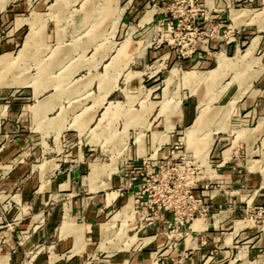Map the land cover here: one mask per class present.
Returning a JSON list of instances; mask_svg holds the SVG:
<instances>
[{
    "label": "crops",
    "instance_id": "0c3cea01",
    "mask_svg": "<svg viewBox=\"0 0 264 264\" xmlns=\"http://www.w3.org/2000/svg\"><path fill=\"white\" fill-rule=\"evenodd\" d=\"M54 1L0 0V27L7 36L0 42V56L11 57L18 45L17 32L30 29L27 19L31 10L38 12L43 4L49 9ZM173 1L120 0L115 32H123L120 46L125 45L121 53L125 49L129 55L141 53L145 59L149 54L155 61L172 62L173 52L151 46L149 27L152 22L154 25L163 22V15L171 9ZM197 2L205 15L200 24L211 34L197 44L191 56L175 61L174 65L179 62L196 70L192 68L216 62L218 52L235 56L243 44L248 47L254 38H257L254 56L264 50V0ZM186 4L190 5L189 0ZM235 10H247L250 15L262 11L263 21H251L249 16L236 23L232 18ZM226 29L232 33L229 41L218 35ZM143 40L149 43L141 52ZM32 88L2 97L7 105L0 116V229L9 235L0 247V255L6 257L7 264H93L95 255L105 251H112L104 255L106 264H144L151 256H155V264H264V243H261L264 233L248 217L252 205L264 203L263 70L237 103L240 116L237 119L244 125L243 139L237 140L236 129L227 137L214 134L212 156L220 142L226 145L213 161L216 176L213 182L217 185L208 189L204 185L195 187L209 205L208 212L189 218L180 232L172 235L163 230L169 218L164 213L158 221L142 225L132 234L126 232L135 240L120 243L119 247L103 240L102 224L131 200L136 189L125 184L124 178L132 165L128 163L131 157L126 162L117 158L116 170L108 174L102 167L92 170V164L104 166L111 160L97 161L91 148L78 146L60 152L57 146L66 141L61 136L66 126L64 113L60 107L43 108L47 99L59 103L58 98L53 92L43 97V90L36 96L41 87L36 84ZM24 99L36 103L23 104ZM187 108L178 114L180 118L172 124L171 133L176 126L193 122ZM55 110L56 115L47 116ZM56 118H61L62 127L55 123ZM109 248L112 249L106 250Z\"/></svg>",
    "mask_w": 264,
    "mask_h": 264
},
{
    "label": "rangeland",
    "instance_id": "374dc122",
    "mask_svg": "<svg viewBox=\"0 0 264 264\" xmlns=\"http://www.w3.org/2000/svg\"><path fill=\"white\" fill-rule=\"evenodd\" d=\"M187 2L173 1L171 9L163 15V22L155 25L152 22L149 27L151 46L173 52L172 62L168 59L155 61L149 54L145 59L141 53L129 55L125 49L121 53L125 45L120 46L123 32H115L120 18V0L116 1L117 6L115 0H55L49 9L40 4L38 12L32 9L28 15L30 29L17 32L18 45L10 53L14 57L0 56V116L4 113L3 106L7 105L2 97L16 90V93L31 90L37 84L41 89L36 96L42 90L43 97L53 92L59 101L47 99L43 108L60 107L64 113L66 126L61 136L66 141L57 146L60 152L78 146L91 148L97 161L111 160L104 166L92 164V170L102 167L108 174L116 170L117 158L119 162H126L131 157L128 163L132 165L124 175L126 181L131 173L143 172L135 185H131L136 186L132 196L138 185L148 178L151 181L153 178L155 185H166V182L191 185V191L202 196L195 187L204 185L203 188L208 189L210 185H217L213 182L216 178L213 161L215 155L226 148L220 142L212 156L214 134L227 137L236 129L237 140L243 139L241 128L244 125L237 119L240 117L237 103L264 71V50L255 53L260 58L254 56L257 44V38H254L248 47L247 43L243 44L235 56L218 52L216 62L192 68L196 70L179 62L174 65L175 61L191 56L197 44L211 34L200 24L205 15L197 7V0H189L190 5ZM248 13L247 10H235L232 18L236 23L249 16L251 21L263 19L262 11ZM168 22H173L169 30ZM1 28L0 42L7 38L6 30ZM231 34L229 29L218 33L225 41H229ZM187 36L192 42L189 43ZM137 38L135 35L134 39ZM36 41L40 44H35ZM149 42L143 40L140 43L141 52ZM190 46L194 49L191 53L188 51ZM22 102L36 103L35 100L25 102V99ZM185 106L194 117L193 122L182 123L171 133L172 124L180 118L178 114ZM4 109L6 111L7 107ZM56 113L55 110L47 116ZM88 114L90 116H86ZM59 119L56 118L55 123L62 127ZM75 120L80 121L78 126ZM50 123L54 124V121L50 120ZM143 160L145 163L142 164ZM156 192V201L151 208H147L143 195L139 202L135 203L131 197L117 209L110 221L102 224L103 240L112 242L115 247L134 242L135 237L126 232L132 234L142 225L158 221L164 213L169 215L168 221L173 220L185 210L186 205L179 201L173 204L175 208L164 210L158 200L163 190ZM148 212L152 216L150 224L141 219ZM248 217L264 233V203L252 205ZM163 230L172 235L181 229L170 231L164 227ZM1 231L0 247L9 235ZM261 243H264L262 237ZM110 253L112 251L95 255L93 264H106L104 255ZM143 263L155 264V256L146 258ZM0 264H7L5 256L0 255Z\"/></svg>",
    "mask_w": 264,
    "mask_h": 264
},
{
    "label": "built area",
    "instance_id": "2783aa9c",
    "mask_svg": "<svg viewBox=\"0 0 264 264\" xmlns=\"http://www.w3.org/2000/svg\"><path fill=\"white\" fill-rule=\"evenodd\" d=\"M167 30H169L171 27H173V22L166 23ZM184 27V26H183ZM190 27V26H188ZM163 29V26L161 27ZM189 34V32L187 33ZM186 34V35H187ZM187 40L192 42V39H190L189 36H187ZM189 52H193L194 49H192V46L188 47ZM145 163V161H142V164ZM143 172H136L134 174L128 175L129 178L128 181H125L129 185H135L134 182L138 180L139 176H142ZM142 179H145L142 177ZM166 185H155L154 179L152 178V181L150 178L146 179L144 183L141 185H138V189L134 192L135 195L132 196L133 201L139 202L140 199L143 198V195L146 197V206L147 208H151L155 204L156 201V191L163 190L162 195L159 197L160 205L163 206L164 210H167L168 208L171 209L172 207L175 208L173 205L174 203H183L186 205L183 210V212H179L175 217H173V220H170L167 222L166 227L170 230H176L180 228L181 226L185 225L186 221L195 216V215H205L208 211V205H206V202H204L203 197L201 195H195L191 191V185H171L168 182H166ZM147 213V215H142L141 219H144L146 221V224H150L152 222V216Z\"/></svg>",
    "mask_w": 264,
    "mask_h": 264
}]
</instances>
